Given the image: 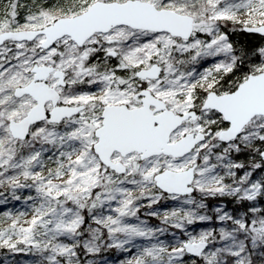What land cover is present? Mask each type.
<instances>
[{
    "label": "snow or ice",
    "instance_id": "snow-or-ice-1",
    "mask_svg": "<svg viewBox=\"0 0 264 264\" xmlns=\"http://www.w3.org/2000/svg\"><path fill=\"white\" fill-rule=\"evenodd\" d=\"M0 257L264 264V0H0Z\"/></svg>",
    "mask_w": 264,
    "mask_h": 264
},
{
    "label": "rangeland",
    "instance_id": "rangeland-1",
    "mask_svg": "<svg viewBox=\"0 0 264 264\" xmlns=\"http://www.w3.org/2000/svg\"><path fill=\"white\" fill-rule=\"evenodd\" d=\"M17 256H22V257H25V258H27V254H23V253H21V254H16ZM0 260H2V257H0Z\"/></svg>",
    "mask_w": 264,
    "mask_h": 264
}]
</instances>
